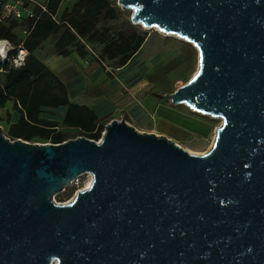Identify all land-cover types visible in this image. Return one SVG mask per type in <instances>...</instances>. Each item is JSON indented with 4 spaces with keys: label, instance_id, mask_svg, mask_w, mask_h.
<instances>
[{
    "label": "water",
    "instance_id": "water-1",
    "mask_svg": "<svg viewBox=\"0 0 264 264\" xmlns=\"http://www.w3.org/2000/svg\"><path fill=\"white\" fill-rule=\"evenodd\" d=\"M115 4L197 51L194 76L153 96L222 124L203 155L123 118L99 143L0 128V264H264V0ZM83 174L89 188L52 201Z\"/></svg>",
    "mask_w": 264,
    "mask_h": 264
},
{
    "label": "trees",
    "instance_id": "trees-1",
    "mask_svg": "<svg viewBox=\"0 0 264 264\" xmlns=\"http://www.w3.org/2000/svg\"><path fill=\"white\" fill-rule=\"evenodd\" d=\"M6 1L0 0V12ZM63 1H25L32 17L24 15L0 21V39L9 40L13 47L7 58L16 56L18 50L28 53L19 68L7 59L0 60V108L11 101L19 114V120L10 124L6 132L11 141L60 144L84 137L97 142L104 131L106 123L90 108L71 103L64 84L34 55L47 39L53 41L52 54L60 57L74 51L86 58L89 55L86 46L93 50L98 47V59L109 62L113 69L125 65L146 40V35L128 21L111 23L120 18L121 11L109 0H77L56 19ZM154 73L147 79H152ZM164 89L158 92L167 94ZM45 108L66 110L57 121L42 116ZM67 198L68 194L60 201Z\"/></svg>",
    "mask_w": 264,
    "mask_h": 264
},
{
    "label": "crops",
    "instance_id": "crops-1",
    "mask_svg": "<svg viewBox=\"0 0 264 264\" xmlns=\"http://www.w3.org/2000/svg\"><path fill=\"white\" fill-rule=\"evenodd\" d=\"M76 1L64 0L59 6L56 19H59L65 9L70 10ZM18 34L24 36L23 32ZM52 46L53 41L47 39L35 50L34 55L64 84L71 103L90 108L100 121L106 123L105 125L123 118L141 133L168 139H172L173 135L183 134V130L176 128L160 113L162 110L173 111L172 105L162 103V99L145 90V79L160 66L154 57H144L142 47L125 65L113 69L109 62H104L103 66L91 55L81 58L74 51L66 57L56 56L51 52ZM94 51L97 53L99 48L96 47ZM65 110L45 108L42 116L59 121ZM53 113L59 116L55 117ZM18 120L19 114L13 109L11 101L0 108L1 130L7 132L9 125Z\"/></svg>",
    "mask_w": 264,
    "mask_h": 264
},
{
    "label": "rangeland",
    "instance_id": "rangeland-1",
    "mask_svg": "<svg viewBox=\"0 0 264 264\" xmlns=\"http://www.w3.org/2000/svg\"><path fill=\"white\" fill-rule=\"evenodd\" d=\"M109 1L120 10L115 4L117 0ZM120 11V18L111 23L130 22L132 11ZM133 26L146 35V40L142 45L144 57H154L157 61L156 63L160 66L155 71L156 74L154 73L152 79H145V90H148L149 94L158 92L164 88H166L164 90L168 91L167 94L173 93L194 76L197 70L198 54L190 43L178 36L165 35L156 28L149 29L140 25ZM161 102L169 103L166 100H161ZM171 108L173 111L162 110L160 112L161 115L168 118L176 128L184 132L182 135H173V138L169 139L189 154H205L212 145L216 129L222 124L221 119L198 114L184 105L171 106ZM52 115L55 117L59 116L57 113H53ZM2 133L7 138L6 131L2 130ZM35 143L43 142L36 140ZM90 179L92 181L89 174L79 176L76 185L71 184L64 188L63 192L53 196L52 201L59 204L70 202L78 191L87 188ZM66 194H68V198L60 201V198Z\"/></svg>",
    "mask_w": 264,
    "mask_h": 264
},
{
    "label": "built area",
    "instance_id": "built-area-1",
    "mask_svg": "<svg viewBox=\"0 0 264 264\" xmlns=\"http://www.w3.org/2000/svg\"><path fill=\"white\" fill-rule=\"evenodd\" d=\"M25 1H29V2H33V0H7L2 11L0 12V21H3L4 19L10 18V17H21V16H28V17H32V12H31V8L30 7H26L24 6ZM86 49L88 51V54L91 55L92 57H94L101 65H105L104 62L100 61L98 59V55L97 53L91 49L89 46H86ZM13 50V47H11V49L7 52V57L8 54ZM20 51H17L16 56L11 57V58H7L8 61H10V63L16 67V64L14 63V61H16L18 59V54ZM4 61V60H1ZM109 71V69H108ZM103 134V133H102ZM101 134V136H102ZM100 139L97 141L99 142ZM78 179L79 177H77L71 184L76 185V183H78Z\"/></svg>",
    "mask_w": 264,
    "mask_h": 264
},
{
    "label": "clouds",
    "instance_id": "clouds-1",
    "mask_svg": "<svg viewBox=\"0 0 264 264\" xmlns=\"http://www.w3.org/2000/svg\"><path fill=\"white\" fill-rule=\"evenodd\" d=\"M11 44L7 39H0V60L7 59V52L11 49ZM28 55L26 50H21L18 54V59L14 61L16 67H21L23 65V61L25 57Z\"/></svg>",
    "mask_w": 264,
    "mask_h": 264
},
{
    "label": "bare ground",
    "instance_id": "bare-ground-1",
    "mask_svg": "<svg viewBox=\"0 0 264 264\" xmlns=\"http://www.w3.org/2000/svg\"><path fill=\"white\" fill-rule=\"evenodd\" d=\"M209 147H210V146H209ZM90 184H91V179H90V181H89V183H88L87 188H89ZM87 188H86V189H87Z\"/></svg>",
    "mask_w": 264,
    "mask_h": 264
}]
</instances>
